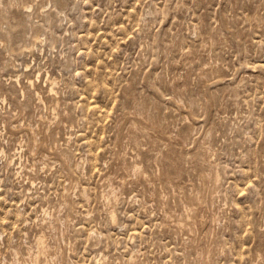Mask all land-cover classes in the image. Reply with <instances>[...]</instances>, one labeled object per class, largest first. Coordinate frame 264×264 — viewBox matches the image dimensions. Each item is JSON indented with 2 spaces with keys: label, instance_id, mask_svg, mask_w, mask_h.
I'll return each instance as SVG.
<instances>
[{
  "label": "rangeland",
  "instance_id": "374dc122",
  "mask_svg": "<svg viewBox=\"0 0 264 264\" xmlns=\"http://www.w3.org/2000/svg\"><path fill=\"white\" fill-rule=\"evenodd\" d=\"M0 264H264V0H0Z\"/></svg>",
  "mask_w": 264,
  "mask_h": 264
},
{
  "label": "bare ground",
  "instance_id": "6f19581e",
  "mask_svg": "<svg viewBox=\"0 0 264 264\" xmlns=\"http://www.w3.org/2000/svg\"><path fill=\"white\" fill-rule=\"evenodd\" d=\"M3 154V153H2Z\"/></svg>",
  "mask_w": 264,
  "mask_h": 264
}]
</instances>
